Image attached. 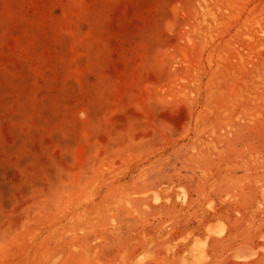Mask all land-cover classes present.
Returning <instances> with one entry per match:
<instances>
[{
	"label": "rangeland",
	"instance_id": "374dc122",
	"mask_svg": "<svg viewBox=\"0 0 264 264\" xmlns=\"http://www.w3.org/2000/svg\"><path fill=\"white\" fill-rule=\"evenodd\" d=\"M0 264H264V0H0Z\"/></svg>",
	"mask_w": 264,
	"mask_h": 264
}]
</instances>
